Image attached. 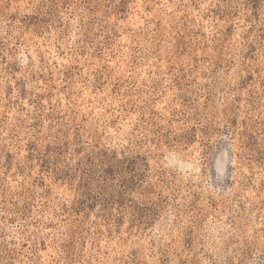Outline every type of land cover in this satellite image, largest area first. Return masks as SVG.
<instances>
[{"label": "rangeland", "instance_id": "obj_1", "mask_svg": "<svg viewBox=\"0 0 264 264\" xmlns=\"http://www.w3.org/2000/svg\"><path fill=\"white\" fill-rule=\"evenodd\" d=\"M0 264H264V0H0Z\"/></svg>", "mask_w": 264, "mask_h": 264}, {"label": "trees", "instance_id": "obj_2", "mask_svg": "<svg viewBox=\"0 0 264 264\" xmlns=\"http://www.w3.org/2000/svg\"><path fill=\"white\" fill-rule=\"evenodd\" d=\"M218 160V161H217ZM215 161L219 162L220 163V158L219 156L215 158ZM215 170V169H214Z\"/></svg>", "mask_w": 264, "mask_h": 264}]
</instances>
